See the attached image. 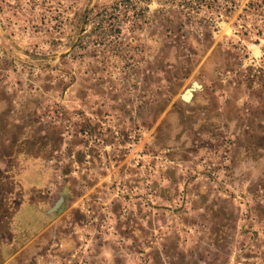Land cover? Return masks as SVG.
Masks as SVG:
<instances>
[{"label": "rangeland", "instance_id": "rangeland-1", "mask_svg": "<svg viewBox=\"0 0 264 264\" xmlns=\"http://www.w3.org/2000/svg\"><path fill=\"white\" fill-rule=\"evenodd\" d=\"M0 264H264V0H0Z\"/></svg>", "mask_w": 264, "mask_h": 264}, {"label": "bare ground", "instance_id": "bare-ground-1", "mask_svg": "<svg viewBox=\"0 0 264 264\" xmlns=\"http://www.w3.org/2000/svg\"><path fill=\"white\" fill-rule=\"evenodd\" d=\"M194 87V86H193ZM193 90V89H192ZM192 90L191 89H189L185 94H184V98L185 99H190L191 97H192V95H193V93H192Z\"/></svg>", "mask_w": 264, "mask_h": 264}, {"label": "water", "instance_id": "water-1", "mask_svg": "<svg viewBox=\"0 0 264 264\" xmlns=\"http://www.w3.org/2000/svg\"><path fill=\"white\" fill-rule=\"evenodd\" d=\"M60 202L57 203V205L59 204Z\"/></svg>", "mask_w": 264, "mask_h": 264}]
</instances>
